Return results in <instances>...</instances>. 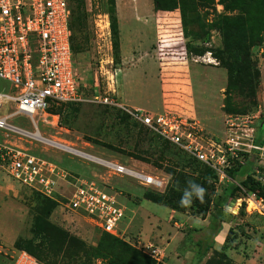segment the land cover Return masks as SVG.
<instances>
[{
    "label": "rangeland",
    "instance_id": "obj_1",
    "mask_svg": "<svg viewBox=\"0 0 264 264\" xmlns=\"http://www.w3.org/2000/svg\"><path fill=\"white\" fill-rule=\"evenodd\" d=\"M69 5L72 29L81 32L73 67L83 98L105 95L128 109L181 115L198 123L203 139L212 140L223 136L226 115H258L257 134L264 136V0H70ZM1 88L13 93L6 82L0 81ZM13 112V105H4L0 119ZM57 112L55 126L34 118L43 138L157 177L166 184L160 194L172 196L170 203L177 205L179 212L173 214L163 205L142 200L147 189L132 180L110 176L100 166L48 145L25 147L66 174V182L58 183L59 192L66 194L71 185L84 181L117 198L124 209L119 229L127 253L150 257L142 248L159 246L168 264H264V217L246 213L243 203L236 205L246 193L228 183L218 185L203 165L188 160L119 109L80 102ZM7 124L35 131L23 116ZM5 134L10 135L0 130V142ZM193 184L204 189L202 199L193 193L191 203L181 205ZM225 189L231 195L222 203ZM47 199L0 183L3 254L12 255L15 242L22 239L52 251L49 258L61 256L66 247L61 248L59 237L66 234L83 244L84 252H77L73 264H117L112 255L118 257L117 247L121 248L116 242L101 236L82 213L61 212V197ZM141 212L146 215L139 216ZM152 217L154 223L140 224V219ZM160 241H199L195 253L202 258L172 263V247ZM203 241H212L211 249ZM185 249L177 253L182 256ZM73 250L65 256L72 258ZM221 251L224 258L215 253Z\"/></svg>",
    "mask_w": 264,
    "mask_h": 264
},
{
    "label": "built area",
    "instance_id": "obj_2",
    "mask_svg": "<svg viewBox=\"0 0 264 264\" xmlns=\"http://www.w3.org/2000/svg\"><path fill=\"white\" fill-rule=\"evenodd\" d=\"M69 18L67 0H0V81L13 90L10 93L0 89V109L8 104L14 108L13 113L0 119V130L10 134H5L4 141L0 142V183L27 189L48 199L59 196L62 198L61 212L82 213L99 232L121 239L119 227L124 209L114 195L84 181L71 185L66 194L59 192L58 183L66 182V174L25 148L33 149L32 143L48 145L68 156L98 165L110 176L127 178L142 188L163 193L166 184L161 179L45 139L37 130L36 117H41L47 125L59 124V116L49 112L53 106L100 103L123 111L161 141L209 168L218 185L228 183L246 193V198L237 200V207L243 203L246 213L264 217V136L260 138L257 134L259 116L226 115L223 136L212 140L203 139L198 123L181 115L128 109L105 95L83 98L73 67ZM16 116L28 118L35 131L29 133L8 125L7 121ZM234 168L246 172L232 178L229 172ZM248 178L259 185L260 191H250L243 185ZM142 249H147L156 262H163L158 247ZM0 257L4 258L0 264H5L4 261L7 264H40L18 249L10 256L0 250Z\"/></svg>",
    "mask_w": 264,
    "mask_h": 264
},
{
    "label": "trees",
    "instance_id": "obj_3",
    "mask_svg": "<svg viewBox=\"0 0 264 264\" xmlns=\"http://www.w3.org/2000/svg\"><path fill=\"white\" fill-rule=\"evenodd\" d=\"M67 4L70 10V0H67ZM111 22H112V30L114 31V35L116 33V28L114 27L113 24L114 23V18H111ZM69 31H70V48L72 51V57L74 59V55L76 50L79 48L78 43H76L77 38L78 41L81 39V32L80 29H76L78 27H75L74 29H72L71 26V11H70V18H69ZM76 103H68V104H63L60 106H53L49 112L50 114H56L58 115V110L61 109V107L64 106H68V105H73ZM122 113V112H121ZM124 114V113H123ZM126 118H130L127 114H124ZM119 118V117H118ZM120 119V118H119ZM117 120V119H115ZM122 120V119H120ZM133 122V121H132ZM135 123V122H134ZM138 126L142 127L140 124L136 123ZM143 128V127H142ZM146 130V129H145ZM173 147V146H172ZM186 156V155H185ZM188 160L190 161H194L193 159L187 157ZM196 162V161H195ZM198 163V162H196ZM202 165V164H201ZM203 167L205 169H207V171L212 175V177L217 180L216 176L214 175V173L207 167H205L203 165ZM246 172V171H245ZM244 171L241 172L238 168H234L232 171L229 172V176H231L232 178H235L236 176H238L239 174H244ZM243 185L248 187L250 191H254V192H258L260 191L259 185L257 183H255L253 180H251V178H248L246 181L243 182ZM253 185V186H252ZM31 192V191H30ZM34 195L42 198V199H47L37 193L32 192ZM231 195V190L230 189H225L224 193H223V198L221 200V202L223 203V199L224 197H228ZM142 200H146L155 204H159V205H163L166 208H168L169 210L173 211L174 213L179 212L177 210V205L171 204L170 201L172 200V196L167 197L166 195L160 194V193H155L151 190H144L143 192V196H142ZM179 199V197H177ZM50 200V199H47ZM206 200V199H204ZM167 203V204H165ZM208 203V201H207ZM207 203L205 205V208H207ZM219 205V200L217 199V202L214 204V208H217V206ZM218 215H219V211ZM38 225L36 227V230L38 229ZM40 232V231H39ZM99 234L101 236L104 237H108V240H112L114 242H116L117 245L120 246L121 249H119L117 247V252H118V257L115 255L114 259L117 264H163V263H156L153 259H151L150 257H144L142 255H140L138 252L132 251L134 252V254L127 253L128 250H126V246L124 245V240L123 239H119L116 238L114 236L105 234V233H101L99 232ZM105 239V238H104ZM59 242L61 244V248H63L64 246L66 247L65 249H63L64 251H60L61 256H57L54 254V256H56V258L53 257H48V254H53L52 251H45L42 247L41 244L40 245H33V243L31 241L28 242H23L22 239H17V241L15 242V248L21 251L26 252L28 255H30L31 257H33L37 262H39L40 264H73L74 260H76V258H78V254L77 252H79L81 250L80 253H82V251L84 249H81L83 247V244L79 241H77V239L72 238V237H67L66 234H63L59 237ZM230 241H226V244H229ZM123 243V244H122ZM71 249H74L73 251L75 252V254H72V258H69L67 256H65L64 253H69ZM88 251H93L92 249L88 250ZM48 252V253H47ZM84 252V251H83ZM221 252H215L217 256H220L222 258H224V254ZM2 257H0V261H2ZM5 264H7L8 262H5Z\"/></svg>",
    "mask_w": 264,
    "mask_h": 264
},
{
    "label": "crops",
    "instance_id": "obj_4",
    "mask_svg": "<svg viewBox=\"0 0 264 264\" xmlns=\"http://www.w3.org/2000/svg\"><path fill=\"white\" fill-rule=\"evenodd\" d=\"M133 109L140 110L139 108H133ZM171 213L174 214V212H171ZM145 215H146V213H142V212L139 214V216H145ZM172 215L169 216V221H170L171 218H173ZM154 219H155L154 217H152L151 220L150 219H146V218L144 220L140 219V224L142 226H146L143 222H146V223L147 222H152V223H154L155 222ZM174 226H178V224L175 222ZM160 242L165 246V248L172 247L171 250H168V254H169L168 255V259L171 258V262L172 263H173V259L178 261V260H180V258H183V260H185L186 262H192L193 263L194 261L197 262V260L202 258L199 255L200 253L198 254V256L195 253L196 252L195 247H196V245L199 244V241H160ZM203 242H205L206 244L210 245V247H208V249H211V247L213 246V245H211L212 241H203ZM186 243H188V244H186ZM155 245H157V244H155ZM183 246L186 247L187 249H185V251L183 252V254L181 256V254H179L177 252ZM177 258H179V259H177ZM165 260H164L163 264H168V262L165 261Z\"/></svg>",
    "mask_w": 264,
    "mask_h": 264
},
{
    "label": "clouds",
    "instance_id": "obj_5",
    "mask_svg": "<svg viewBox=\"0 0 264 264\" xmlns=\"http://www.w3.org/2000/svg\"><path fill=\"white\" fill-rule=\"evenodd\" d=\"M190 188H191V191L189 190H185L182 198H181V205H187V204H190L191 203V196L193 193H195L196 195H198L201 199H202V196H203V192H204V189L197 186V185H190Z\"/></svg>",
    "mask_w": 264,
    "mask_h": 264
},
{
    "label": "bare ground",
    "instance_id": "obj_6",
    "mask_svg": "<svg viewBox=\"0 0 264 264\" xmlns=\"http://www.w3.org/2000/svg\"><path fill=\"white\" fill-rule=\"evenodd\" d=\"M34 137H35L36 139H39V136H38V135H35Z\"/></svg>",
    "mask_w": 264,
    "mask_h": 264
}]
</instances>
